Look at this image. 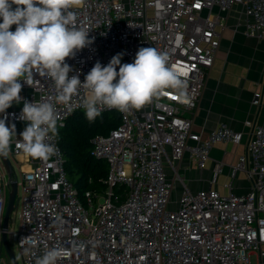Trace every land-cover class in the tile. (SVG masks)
Instances as JSON below:
<instances>
[{
	"label": "built area",
	"instance_id": "1",
	"mask_svg": "<svg viewBox=\"0 0 264 264\" xmlns=\"http://www.w3.org/2000/svg\"><path fill=\"white\" fill-rule=\"evenodd\" d=\"M236 5L245 8L244 35L264 41V0H86L73 9L75 26L89 31L93 43L66 58L72 68L69 77L79 75L83 82L97 62L106 66L123 53L121 64L132 63L139 48L153 47L168 55L186 88L183 96L167 89L129 113L101 111L117 112L121 123L92 139L93 155L106 161L109 173L102 192L89 190L81 200L67 178L57 134L50 133L48 142L58 151L46 159L17 149L22 132L17 125L27 124L19 119L24 101L56 94L54 83L38 73H33L31 85L20 81V106L0 118L9 127L15 125L11 151L21 167L27 166L18 183L21 226L9 233L22 264H35L52 248L63 252L57 264H251L252 255L264 259V127L246 123L252 129L246 154L232 172L246 174L248 193H235L232 182L225 184V195L212 185L194 192L179 177L178 163L185 155L203 170L216 143L244 140L226 123L203 138L187 116L198 106L220 46L217 26L222 21L214 11L229 12ZM86 95L80 89L69 106L55 105L57 126L75 112L85 113L80 105ZM253 102L264 104V98L256 94ZM223 168L221 163L214 166L215 177ZM176 178L183 187L174 200ZM0 182V264H6L1 239L8 182L2 183L1 176Z\"/></svg>",
	"mask_w": 264,
	"mask_h": 264
},
{
	"label": "clouds",
	"instance_id": "2",
	"mask_svg": "<svg viewBox=\"0 0 264 264\" xmlns=\"http://www.w3.org/2000/svg\"><path fill=\"white\" fill-rule=\"evenodd\" d=\"M86 0H0V114L21 102V80L31 85L33 73L49 78L55 96L23 103L19 119L27 126L16 141L26 156L46 159L58 149L48 141L57 134L56 104L69 106L80 89L87 93L82 106L86 118L94 120L104 108L122 113L140 110L171 89L183 96L186 85L172 70L168 55L153 47H141L132 63L121 64L123 53L106 66L97 62L82 82L69 77L72 68L65 62L93 41L89 31L75 26ZM15 25V30H10ZM118 69V70H117ZM62 127V125H61ZM16 128L0 118V156L11 151ZM27 249L25 253L27 254ZM63 252L52 248L37 257L35 264H57Z\"/></svg>",
	"mask_w": 264,
	"mask_h": 264
},
{
	"label": "crops",
	"instance_id": "3",
	"mask_svg": "<svg viewBox=\"0 0 264 264\" xmlns=\"http://www.w3.org/2000/svg\"><path fill=\"white\" fill-rule=\"evenodd\" d=\"M214 17L222 21V26H217L221 35L220 46L205 80L198 106L187 116L193 120V131L203 138L221 123H226L231 129L241 132L244 140L240 144L216 143L203 170L198 169L191 158L185 155L178 163L179 173L186 186L194 192L208 189L212 185L225 195L229 193L225 184L232 182L235 193L246 194L251 189L248 177L244 172L232 176V172L240 157L246 154L247 141L252 132L246 123L252 122L254 126L264 127V104L255 105L253 102L256 94L264 98V41L244 35L243 5H236L229 12L215 10ZM19 106L13 103L7 110ZM26 126V123H20L17 129L23 131ZM10 153L21 172L26 170L27 166L21 167L19 158L12 151ZM218 163L223 164L224 168L215 177L214 166ZM0 176L2 183L8 182V173L1 160ZM252 256L256 264H264V259Z\"/></svg>",
	"mask_w": 264,
	"mask_h": 264
},
{
	"label": "trees",
	"instance_id": "4",
	"mask_svg": "<svg viewBox=\"0 0 264 264\" xmlns=\"http://www.w3.org/2000/svg\"><path fill=\"white\" fill-rule=\"evenodd\" d=\"M121 123L117 112L101 113L89 121L84 112H75L64 126H57L58 142L65 159V171L69 181L84 200L89 190L102 192L106 185L109 166L93 155L92 139L96 135H108Z\"/></svg>",
	"mask_w": 264,
	"mask_h": 264
},
{
	"label": "water",
	"instance_id": "5",
	"mask_svg": "<svg viewBox=\"0 0 264 264\" xmlns=\"http://www.w3.org/2000/svg\"><path fill=\"white\" fill-rule=\"evenodd\" d=\"M1 162L4 164L7 173H8V199L6 204V210L4 213L3 224H2V239H1V249L4 250L8 259L12 264H19L15 253L13 252L10 246L9 239V223L11 219V215L14 212L15 208L19 203V199L17 198L18 194V181L15 175V169L13 164L9 158V156L4 157L0 156Z\"/></svg>",
	"mask_w": 264,
	"mask_h": 264
},
{
	"label": "rangeland",
	"instance_id": "6",
	"mask_svg": "<svg viewBox=\"0 0 264 264\" xmlns=\"http://www.w3.org/2000/svg\"><path fill=\"white\" fill-rule=\"evenodd\" d=\"M15 25L12 26V28L10 30L14 31L15 30ZM9 158L13 164V167L15 169V175H16V179L18 181V183L21 181L22 179V172L21 170L19 169V167L17 166L16 162L14 161V159L12 158L11 156V153L9 152ZM177 166V165H176ZM166 170L168 171V168H166ZM171 170V169H170ZM171 177L174 179L175 178V173L171 170ZM179 177L183 180L182 178V175L179 173ZM184 181V180H183ZM185 182V181H184ZM182 182L176 178V181H175V188H174V192H173V199L175 200L176 198H178L180 196V193H181V190H182ZM22 194V191L20 190V188L18 189V194H17V198H19ZM7 199H8V190L6 189V204H7ZM20 209H21V205L20 203H18L17 207L15 208L14 212L12 213L11 215V219H10V223H9V229L11 231H15V232H18L19 229H20V226H21V222H20V219H19V214H20ZM10 235H9V239H10ZM10 241V240H9ZM10 246L13 250V252L15 253V256L19 262V264H22V258H21V255L18 251V247H17V243L14 242V241H11L10 242ZM3 259H4V262L6 264H12L10 262V260L8 259L7 255L5 254V252L3 253L2 255ZM251 264H256V260H255V257L252 256L251 257Z\"/></svg>",
	"mask_w": 264,
	"mask_h": 264
}]
</instances>
